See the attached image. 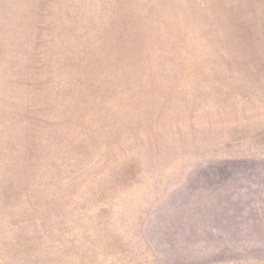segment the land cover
I'll return each instance as SVG.
<instances>
[{
    "label": "rangeland",
    "instance_id": "1",
    "mask_svg": "<svg viewBox=\"0 0 264 264\" xmlns=\"http://www.w3.org/2000/svg\"><path fill=\"white\" fill-rule=\"evenodd\" d=\"M0 264H264V0H0Z\"/></svg>",
    "mask_w": 264,
    "mask_h": 264
}]
</instances>
